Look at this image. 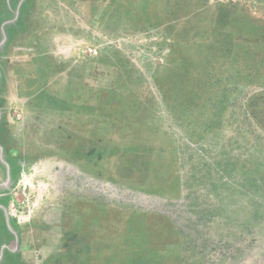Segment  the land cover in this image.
<instances>
[{"label":"rangeland","instance_id":"374dc122","mask_svg":"<svg viewBox=\"0 0 264 264\" xmlns=\"http://www.w3.org/2000/svg\"><path fill=\"white\" fill-rule=\"evenodd\" d=\"M0 264H264V0H0Z\"/></svg>","mask_w":264,"mask_h":264}]
</instances>
